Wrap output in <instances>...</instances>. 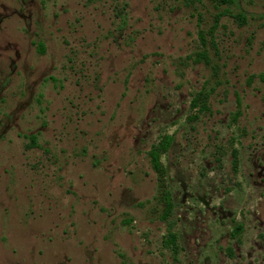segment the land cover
I'll use <instances>...</instances> for the list:
<instances>
[{
	"label": "rangeland",
	"instance_id": "obj_1",
	"mask_svg": "<svg viewBox=\"0 0 264 264\" xmlns=\"http://www.w3.org/2000/svg\"><path fill=\"white\" fill-rule=\"evenodd\" d=\"M0 264H264V0H0Z\"/></svg>",
	"mask_w": 264,
	"mask_h": 264
},
{
	"label": "trees",
	"instance_id": "obj_2",
	"mask_svg": "<svg viewBox=\"0 0 264 264\" xmlns=\"http://www.w3.org/2000/svg\"><path fill=\"white\" fill-rule=\"evenodd\" d=\"M226 4H232L235 3V0H221ZM197 102H195L196 104ZM32 141L35 143V136L31 137ZM174 140V137L171 135H166L162 138L161 140V144L160 146L158 145L155 149V151L152 153L153 157H154V161L155 164L157 165L159 163V158L157 153L160 151V149H163L164 151H167L169 149V147L171 146L172 142ZM158 168V166H156ZM164 201L166 204L165 210H164V214H163V218L166 219L172 212L173 210V202H172V195L170 192H165L164 193Z\"/></svg>",
	"mask_w": 264,
	"mask_h": 264
}]
</instances>
